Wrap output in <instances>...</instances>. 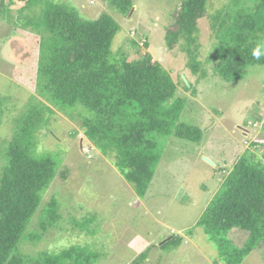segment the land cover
<instances>
[{"label": "trees", "instance_id": "trees-1", "mask_svg": "<svg viewBox=\"0 0 264 264\" xmlns=\"http://www.w3.org/2000/svg\"><path fill=\"white\" fill-rule=\"evenodd\" d=\"M104 1L126 16L134 6V0ZM207 4L208 0H185L178 13L180 31L175 35L181 33L191 42L187 67L200 78L208 73L199 60L201 45L193 43L195 38L188 40L183 29L199 31ZM0 20L12 31L27 32L30 71L23 75L34 84L31 94L36 99L16 120L0 176V264H97L100 253L81 245L36 255L20 251L28 225L57 173L55 156L37 152V134L49 122L48 114L55 112L53 108L72 112L79 105L85 107L89 114L76 112L85 129L82 148L93 144L105 157H113L115 167L137 191L159 165L156 135L199 142L202 130L181 121L187 99L175 98L177 85L146 52L147 42L132 41L136 57L124 48L112 51L121 27L108 13L90 20L82 18L77 8L52 0H0ZM213 28L217 39L213 69L221 79L241 81L249 67L264 66V54L259 59L253 55L264 44V0H229ZM174 43L175 39H169L168 46ZM191 88V84L185 86ZM257 119L264 130V117ZM61 169L67 177L68 170ZM226 171L221 168L220 189L196 226L216 246L223 264H242L264 243V158L248 149ZM59 208V201L52 197L43 228L57 222ZM234 230L233 238L228 237ZM236 235H242L243 242H236ZM182 241L173 237L167 244L179 246Z\"/></svg>", "mask_w": 264, "mask_h": 264}, {"label": "rangeland", "instance_id": "rangeland-1", "mask_svg": "<svg viewBox=\"0 0 264 264\" xmlns=\"http://www.w3.org/2000/svg\"><path fill=\"white\" fill-rule=\"evenodd\" d=\"M52 1L77 8L84 19L95 20L104 12L111 15L121 27L113 52L124 48L136 57L132 41L147 42L146 52L163 65L177 85L175 98L187 99L181 121L198 126L202 139L193 142L156 135L161 149L159 165L137 191L115 167L113 157H105L93 144L82 148L85 129L76 112L89 114L85 107L79 105L72 112L53 108L49 122L37 134V152L55 156L57 173L28 225L20 251L36 255L81 245L100 253L97 264H223L218 249L197 222L220 189L221 168L229 172L248 149L264 158L263 123L257 119L264 117V66L249 67L245 78L237 82L221 79L213 69L217 48L213 26L229 0H208L199 31L183 29L188 40L195 38L193 43L201 45L199 60L208 72L206 78L187 67L191 42L181 33L175 36L185 0H134L128 16L104 0ZM26 34L25 29L12 31L0 20V59L5 62L0 60V176L16 120L36 100L31 94L34 84L23 75L30 71ZM169 39H175L172 48ZM190 84L192 90H186ZM254 143L258 145L253 147ZM61 166L68 170L67 177ZM54 196L60 204V218L45 229L44 212ZM235 232L228 237L233 238ZM173 237L182 238L179 246L167 244ZM243 240L242 235H236V242ZM242 264H264V243Z\"/></svg>", "mask_w": 264, "mask_h": 264}, {"label": "clouds", "instance_id": "clouds-1", "mask_svg": "<svg viewBox=\"0 0 264 264\" xmlns=\"http://www.w3.org/2000/svg\"><path fill=\"white\" fill-rule=\"evenodd\" d=\"M264 54V44L257 46L254 50H253V55L259 59L261 57V55Z\"/></svg>", "mask_w": 264, "mask_h": 264}, {"label": "water", "instance_id": "water-1", "mask_svg": "<svg viewBox=\"0 0 264 264\" xmlns=\"http://www.w3.org/2000/svg\"><path fill=\"white\" fill-rule=\"evenodd\" d=\"M184 79H185V81L186 82H188V80L184 77ZM209 164H211V165H213V166H215L216 164H215V162H213L211 159H209V158H207V157H205L204 158Z\"/></svg>", "mask_w": 264, "mask_h": 264}, {"label": "crops", "instance_id": "crops-1", "mask_svg": "<svg viewBox=\"0 0 264 264\" xmlns=\"http://www.w3.org/2000/svg\"><path fill=\"white\" fill-rule=\"evenodd\" d=\"M3 60H4V58H3ZM219 187H220V186H219ZM219 187H218V188H219Z\"/></svg>", "mask_w": 264, "mask_h": 264}]
</instances>
